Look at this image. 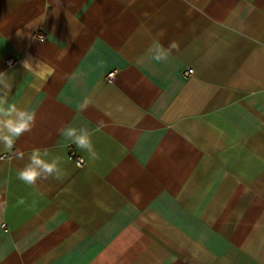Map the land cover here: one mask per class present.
<instances>
[{"label": "crops", "instance_id": "1", "mask_svg": "<svg viewBox=\"0 0 264 264\" xmlns=\"http://www.w3.org/2000/svg\"><path fill=\"white\" fill-rule=\"evenodd\" d=\"M0 72L35 114L0 142V264H264V0H0ZM33 149L59 179H18Z\"/></svg>", "mask_w": 264, "mask_h": 264}, {"label": "clouds", "instance_id": "2", "mask_svg": "<svg viewBox=\"0 0 264 264\" xmlns=\"http://www.w3.org/2000/svg\"><path fill=\"white\" fill-rule=\"evenodd\" d=\"M41 23H43V20H41ZM37 27L39 25L31 22L25 25V28L30 30ZM17 35L31 37V31L25 33L23 30H18ZM171 47L176 48V43L172 42ZM32 59L34 64L30 63L28 58L22 63L23 68L46 82L47 78L53 74L54 69L38 59ZM7 75V72H0V84H3V88H0V92L3 93L0 95V142L4 144L8 152L13 153L17 139L25 132L31 131L35 114L30 110L19 108L15 103L8 102L7 98L12 91V85L6 79ZM63 135L74 143L77 148L86 150L89 159H98V154L94 150L87 129H81L78 132L76 128L68 127L64 130ZM13 154L17 159H23L24 157V153L19 150H16ZM44 155H48L47 150L44 151ZM29 160L30 163L26 164L18 173V179L25 184L34 186L38 179L47 180L49 177L60 178L58 157L52 161H46L41 157V151L39 149H33Z\"/></svg>", "mask_w": 264, "mask_h": 264}, {"label": "built area", "instance_id": "3", "mask_svg": "<svg viewBox=\"0 0 264 264\" xmlns=\"http://www.w3.org/2000/svg\"><path fill=\"white\" fill-rule=\"evenodd\" d=\"M36 37L39 38V39H43V35L40 34V33L37 34ZM12 63H13V59H9V60H8V64H12ZM191 74H192V70H187L186 72H184V75H185L186 77H189ZM113 77H114V75H113V74H110V75L107 77V79H108V80H113ZM70 159H71V160H74L75 163H76V165H77L78 167H81V166L84 164V161H83L81 158L76 157L74 153H71V154H70Z\"/></svg>", "mask_w": 264, "mask_h": 264}]
</instances>
